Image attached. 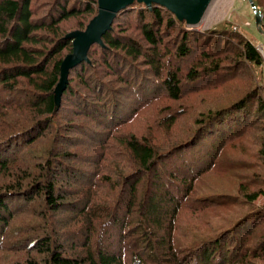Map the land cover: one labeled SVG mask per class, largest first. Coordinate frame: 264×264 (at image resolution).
Masks as SVG:
<instances>
[{"label":"trees","instance_id":"16d2710c","mask_svg":"<svg viewBox=\"0 0 264 264\" xmlns=\"http://www.w3.org/2000/svg\"><path fill=\"white\" fill-rule=\"evenodd\" d=\"M98 14V0H0V264H264L263 56L228 23L189 29L135 0L59 101L69 35ZM124 17L139 35L116 26ZM202 83L215 100L190 104ZM19 195L42 206L48 231L10 228ZM217 209L229 225L205 218Z\"/></svg>","mask_w":264,"mask_h":264},{"label":"rangeland","instance_id":"374dc122","mask_svg":"<svg viewBox=\"0 0 264 264\" xmlns=\"http://www.w3.org/2000/svg\"><path fill=\"white\" fill-rule=\"evenodd\" d=\"M256 11L262 16V23L260 26H258L256 24V15H255ZM263 11H264V8H263V10H259L256 8L253 0H212L207 11L204 13L202 20L196 25L185 24V27L189 28V29H195V30L197 29L199 31H207V30H211V29L221 30L222 27L224 26V24L228 23V24H230L231 30L233 28L234 34L240 35L244 39L245 38L248 39L256 47H258L259 45L264 46V13H263ZM72 25L74 26V28L76 27V23H73ZM117 25H121L122 29H127L129 31V33H132L133 35H137V34L139 35V33H140L139 26H138V23H137L135 17H132V18H127V17L125 18L124 17L122 19H119L118 21H116V26ZM261 28L263 31L261 30ZM79 32H84V31H79ZM178 32H179V30L176 29L173 32V36H175ZM64 55L66 56V54H64ZM195 61H196V59L193 58V59L189 60V62L188 61L182 62L181 65L183 67H185V70H188L191 68L192 64ZM232 65H234V64L232 63ZM240 70L242 71V69H240ZM263 71H264V68H263ZM237 81L238 80H234V81L229 82L228 86L234 87V86L242 85L243 83H246V86H247L246 81H241V79H239L240 83H238V85H237ZM204 85H205V83L201 84V86H203V87L200 90H198V88H196V87L191 88V90H193V92H192V95L189 96V98H188V101L190 104H198L201 101H203V104H205V103H209L211 100L214 99V96L218 92L216 91L213 93V90L211 89L210 86L204 87ZM261 85H262V87H264V80H263V83H261ZM211 93H213V94L210 95ZM225 96H221V97L217 98L218 103H216V104L214 103V105L217 106V105L222 104L223 98ZM71 103H73V100ZM71 103H69V104H71ZM71 106H72V104H71ZM70 109L72 110V108H70ZM69 117H70V113L68 111L67 114L65 115V118H69ZM260 124L261 123H258L257 125H260ZM46 139L47 138L43 137L38 141V144L36 146L42 145L38 149H41L46 145V144H44ZM203 140L209 141V137H206ZM205 143H207V142H205ZM191 152L195 153L193 155V157L191 158V162L195 163L196 165H201V167H203L204 164L208 160V159L204 158V154L207 152V149L199 146L197 149L191 150ZM11 156H13V154ZM7 158H8V156H7ZM209 160H211V162L215 164L216 161L219 160V158L216 159V156H215ZM212 178H213V176H211V179ZM86 183L87 182L84 181L82 184H86ZM213 183L217 187H221V182L214 181ZM218 190L221 192L222 191L224 192L225 191V185L223 184V188H219ZM9 199H11V198H9ZM38 200H39V198L36 199V201H38ZM10 203H11V210H13V212L20 210V213H18L15 216V221L12 222L10 228H12L15 225H20L21 226L20 230L24 236L35 235L36 230H39L40 232H42V231L45 232L44 230H47V231L49 230L46 227L47 226L46 220H49L50 218H48V217L42 218L43 208L40 204L32 203L30 205L29 204L27 205V203L23 202V200L21 199V195H19V198H15L13 200H10ZM32 205H34V206H32ZM214 212L215 213H212V212L205 213V218L208 221H213V222H216L218 224L229 225V223H228L229 218L226 217L227 209H217ZM216 214H217L219 220L217 219ZM53 216H55V219L57 218V220L68 219V217L70 216V213H63V214H56V215L53 214ZM50 217L52 218V215ZM1 234H2V232L0 233V237L2 236ZM1 239L3 240V238H1ZM100 240H101V238H100ZM5 241H8V239H6ZM71 241L74 243L69 244V243L65 242L66 249L69 252H72V246L74 244L75 246L77 245L75 247V249L80 252L81 251L80 244H83V242L78 241V240H71ZM101 243L103 244V239H102ZM3 255H5V254H3Z\"/></svg>","mask_w":264,"mask_h":264},{"label":"water","instance_id":"95a60500","mask_svg":"<svg viewBox=\"0 0 264 264\" xmlns=\"http://www.w3.org/2000/svg\"><path fill=\"white\" fill-rule=\"evenodd\" d=\"M99 14L91 21L86 31L74 32L69 35L73 40V52L63 61L61 79L56 88L58 99L68 84L69 73L72 69L88 60V52L94 44H102V37L111 26L121 10L132 5L135 0H98ZM151 7L153 4L162 5L187 24H198L210 6L212 0H137ZM256 24L262 23V16L256 11Z\"/></svg>","mask_w":264,"mask_h":264},{"label":"built area","instance_id":"2783aa9c","mask_svg":"<svg viewBox=\"0 0 264 264\" xmlns=\"http://www.w3.org/2000/svg\"><path fill=\"white\" fill-rule=\"evenodd\" d=\"M257 49H258V51L261 53V55H263V57H264V46L259 45V46L257 47Z\"/></svg>","mask_w":264,"mask_h":264}]
</instances>
